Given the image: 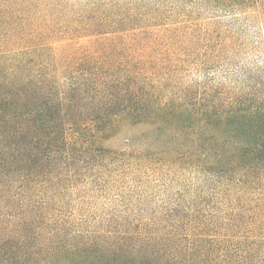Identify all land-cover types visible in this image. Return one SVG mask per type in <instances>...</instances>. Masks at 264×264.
I'll return each instance as SVG.
<instances>
[{"label":"trees","instance_id":"16d2710c","mask_svg":"<svg viewBox=\"0 0 264 264\" xmlns=\"http://www.w3.org/2000/svg\"><path fill=\"white\" fill-rule=\"evenodd\" d=\"M144 9L120 2L93 7L102 17L90 19L89 31L111 33L100 41L115 49L119 35L142 24ZM56 62L36 51L0 53V264H264V98L174 104L141 78L144 71L76 69L61 84ZM119 121L192 144L177 156L213 172L221 191L235 195L232 211L167 212L165 225L89 235L62 227L50 198L84 175L76 164L89 163V153L113 157L89 145Z\"/></svg>","mask_w":264,"mask_h":264},{"label":"rangeland","instance_id":"374dc122","mask_svg":"<svg viewBox=\"0 0 264 264\" xmlns=\"http://www.w3.org/2000/svg\"><path fill=\"white\" fill-rule=\"evenodd\" d=\"M135 1L0 0V53L36 51L46 61L52 56L61 84L76 69L144 71L141 78L174 104L195 107L203 100L221 105L243 95L264 98V0ZM116 2L145 9L139 16L142 24L119 35L114 52L100 41L111 33L98 37L89 31V21L102 17L93 7ZM93 145L89 147L113 157L89 153V163L76 164L77 174L84 175L50 198L51 215L71 232L145 229L165 225L167 212L222 216L233 209L234 193H223L213 172L177 156L192 144L167 131L119 121L93 138ZM119 153L150 157L114 156Z\"/></svg>","mask_w":264,"mask_h":264}]
</instances>
